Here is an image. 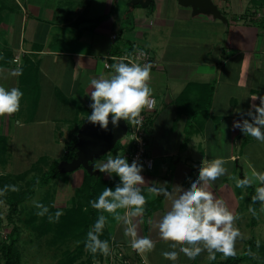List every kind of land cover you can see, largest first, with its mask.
Wrapping results in <instances>:
<instances>
[{"label":"crops","instance_id":"crops-1","mask_svg":"<svg viewBox=\"0 0 264 264\" xmlns=\"http://www.w3.org/2000/svg\"><path fill=\"white\" fill-rule=\"evenodd\" d=\"M211 1L214 6L153 0L131 7L129 0H0V72L6 77L0 83L24 93L20 110L0 117V137L7 138L9 151L13 136L47 124V142L61 157L87 116L90 79L113 71L105 65L111 56L145 48L159 61L149 81L156 108L148 144V154L159 161L151 169L143 163L145 207L158 197L149 190L153 184H187L201 158L224 157L227 173L210 189L238 215L243 238L236 248L242 253L251 239L264 245V210L260 203L250 209L248 187H235L231 177H251L252 166L264 169V153L261 166L246 159L260 141L232 127L239 119L233 110L247 109L252 95H264V17H255L264 0ZM17 65L22 75L7 76ZM164 207L165 200L147 226L144 219L138 224L139 235L151 236L155 245L168 242L149 223ZM123 228L117 222L114 237L128 242Z\"/></svg>","mask_w":264,"mask_h":264},{"label":"clouds","instance_id":"clouds-1","mask_svg":"<svg viewBox=\"0 0 264 264\" xmlns=\"http://www.w3.org/2000/svg\"><path fill=\"white\" fill-rule=\"evenodd\" d=\"M145 53L141 50L140 56ZM127 61V62H126ZM113 70L107 77L103 74L90 79L91 113L86 116L88 122L97 125L104 131L119 127L120 121L140 127L143 124L142 111L152 106V91L150 86L151 62H137L128 57H120L119 61L111 64ZM21 66L10 69L7 76L22 75ZM6 78L0 72V79ZM23 91L16 86L6 87L0 83V117L10 116L20 110ZM247 109L235 108L239 116L234 119L232 127L239 129L245 136L254 137L264 142V95L250 96ZM259 99L257 104L255 101ZM226 159L217 156L212 159L201 158L196 165L197 171L188 177L187 184L181 182L163 181L153 184L149 189L156 196L165 200V207L149 223L153 224L157 234L168 240L171 247L162 248L161 254L168 257L166 264H176L178 251L188 259H196L202 252L207 253V260L216 259L217 253L222 258L237 255L236 243L243 238V233L236 226L238 215L235 214L222 197H218L210 186L217 178L227 173ZM101 173H106L116 180L114 187L106 186L98 197L89 201L93 209L98 210L96 220L89 226L83 240L85 249L95 255L100 253L107 257L111 252L108 239L101 235L111 214L116 221L124 225L123 232L129 238L130 247L139 254L151 251L156 241L148 235L138 233V224L146 212L147 197L142 185L144 164L138 159L129 162L125 155H109L106 161L95 164ZM4 173H0L3 175ZM115 174V175H113ZM187 175V174H186ZM235 187L245 189L255 183V194L251 200L259 202L264 210V169L252 166V175L231 177ZM8 190L19 191L15 184H5L0 187V197ZM38 216L47 214L49 222H58L63 215L61 209L51 213L49 206L40 201H34ZM123 209V213L118 211ZM87 211V205L84 208ZM139 218V219H137ZM257 246L260 241L257 240Z\"/></svg>","mask_w":264,"mask_h":264},{"label":"rangeland","instance_id":"rangeland-1","mask_svg":"<svg viewBox=\"0 0 264 264\" xmlns=\"http://www.w3.org/2000/svg\"><path fill=\"white\" fill-rule=\"evenodd\" d=\"M47 127V124L30 125L29 128H26V132L24 131V136L20 133L16 134V137L13 136L14 139L11 140L13 148L11 143H9L10 155H6V158L3 159L6 162L0 165V173L22 172L28 169L33 162L43 155L57 158V153L53 151L55 148L50 146L49 142H47L49 139ZM37 128L39 129L38 131H36ZM39 131L40 134H37ZM20 132H23V130L21 129ZM117 143L118 145L125 144L126 139L122 137ZM259 143L260 142H256V144L251 146V150L246 154V159L250 162L257 163L255 164L256 167L262 165L260 160L264 157H262L264 150L261 149L264 148V144ZM113 154L112 151H109L106 156L98 158L96 164L106 161L107 157L109 155L114 156ZM118 154L122 155V149L118 151ZM153 160L155 164H158L159 159L154 158ZM83 173L84 168L80 167L74 171L66 172L63 178L59 177L53 179L44 186H37L34 196L31 199L25 200L20 205L19 211L14 218L20 228L17 251L21 256L22 264H60L61 260H67L68 253H78L77 248L82 242L81 237H58V234H60L58 232V227L59 225H63L62 221L59 220L58 222H54L53 228H50L47 232H42V228L34 227V217L38 216L36 214L38 210L35 207L34 201H40L43 204L46 201L47 203L45 205L55 208L56 210L61 209L64 212L66 208L72 205V198L81 186ZM106 176L108 177V175ZM22 183L24 186L25 181ZM3 186L4 185H0V187ZM6 195L7 194L0 197V240L6 237L8 231L12 228V224H10L8 219L9 205L6 202ZM53 213H55V211ZM171 246L175 245H171L168 242L157 244L151 251L145 252L144 256L146 260L152 264H166L169 258L163 256L160 250ZM206 257L207 255L204 256V254L201 253L196 259L190 260L183 253L178 251L176 264H214L213 261L217 263L221 260L216 256L215 260L208 261ZM255 257L258 259L257 263L264 264V259L260 258L258 251H255ZM83 259L86 260V257L83 256L76 260L75 264H79ZM3 262L4 259L0 253V264H3ZM240 264L254 263L243 261Z\"/></svg>","mask_w":264,"mask_h":264},{"label":"trees","instance_id":"trees-1","mask_svg":"<svg viewBox=\"0 0 264 264\" xmlns=\"http://www.w3.org/2000/svg\"><path fill=\"white\" fill-rule=\"evenodd\" d=\"M210 85V84H209ZM212 89V87H210ZM211 95L212 91H210L208 95V99L206 104L203 106L204 112L209 109L211 103ZM85 113L88 115L91 113V108L87 107L85 109ZM83 120L78 124V129L83 124ZM147 124L150 126L151 121L150 117L148 119ZM78 141L77 134L74 135L72 139L66 142V148L63 155L59 158H53L49 155H43L39 157L32 165L19 173H4L0 175V185L5 184H15L19 186V191H11L8 190L6 192V202L9 205L8 219L10 224H12V228L8 231L6 237L0 240V253L3 256L4 262L3 264H22V259L20 254L17 251V242L20 236V228L15 221L14 216L19 211L20 205L28 199H31L35 192L37 186H44L50 183L53 179H57L59 177H64L65 172H62L60 169V161L61 160H69L71 161L73 158L77 156V146L76 142ZM7 138L0 137V165L5 163L3 160L6 158V155H10L8 148L6 146ZM123 144H116V146L111 150L115 155L118 154V151L123 149ZM108 154V152L106 153ZM104 154L103 156H106ZM102 156V157H103ZM101 157V158H102ZM97 160V159H96ZM95 160V161H96ZM115 175V174H113ZM241 177H244L241 174ZM116 180H114L110 176H106V173H99L97 175L89 173L84 168L83 179L80 188L75 193L72 198V205L65 209L63 215L59 218L62 221L63 225H59L58 227V237H81L82 242L78 245L77 254L76 253H68L67 260H61L60 264H75L76 260L86 257V260L83 259L79 264H91L94 260L93 254L88 252L85 247L83 240L86 236L87 231L89 230V226L94 223L97 218L98 210L93 209L89 204V201L98 197L100 192L108 186L114 187ZM25 181V185L23 186L22 182ZM248 197H247V206L253 211H256L259 206V202H253L251 200V196L255 194V188L253 185L248 186ZM164 198L158 196L154 201L149 203L146 207V212L144 214V223L147 226L148 218L151 213L162 205ZM47 202L45 201L44 204ZM87 205V211L84 210ZM50 212L53 213L56 211L55 208L49 207ZM121 213H123V209H119ZM108 222L106 223L105 229L101 235V239H108L109 242L114 237L115 224L118 222L115 218L108 213ZM35 228H42V232H47L50 228H53L54 222H49L47 214L44 216L34 217L33 220ZM61 235V236H60ZM65 238V237H64ZM258 251L261 259H264V245L257 246L254 244L253 239L249 240L248 244L245 245V248L242 253H237L235 256L227 257L224 260H220L216 264H239L241 261H250L254 264L257 263L258 259L255 257L254 252ZM86 255V256H85ZM102 256V254L97 253L95 258Z\"/></svg>","mask_w":264,"mask_h":264},{"label":"built area","instance_id":"built-area-1","mask_svg":"<svg viewBox=\"0 0 264 264\" xmlns=\"http://www.w3.org/2000/svg\"><path fill=\"white\" fill-rule=\"evenodd\" d=\"M256 18L264 17V8L258 11H255ZM116 38V35H113ZM145 53L144 56H140V51ZM120 57H128L130 60L137 62H151L152 69L158 67V59L145 48H137L133 51L121 55L111 56L110 59L105 61L106 67L111 66L112 61H119ZM127 62V61H126ZM152 106L150 108L146 107L141 116L143 118V124L140 127L128 124V129L125 135L123 136L126 139V143L123 144L124 148L122 149V155H125L129 162L133 159H138L141 163H144L148 168H153L154 160L148 154V144L150 137V126L147 124L148 119L151 113L156 108V97L152 95ZM111 246L110 254L105 257L104 255L95 258L91 264H152L147 261L144 254H139L134 251L128 242H122L116 239L115 237L109 242Z\"/></svg>","mask_w":264,"mask_h":264},{"label":"water","instance_id":"water-1","mask_svg":"<svg viewBox=\"0 0 264 264\" xmlns=\"http://www.w3.org/2000/svg\"><path fill=\"white\" fill-rule=\"evenodd\" d=\"M153 0H129V5L135 7L141 4L144 7L149 6ZM184 4L193 3L195 5L214 6L211 0H180ZM128 129V123L124 120L120 121L119 127L113 128L109 123V130L104 131L97 125H93L85 118L81 125L76 142L77 156L71 161L61 160L60 169L62 172H71L80 167L85 168L89 173L97 175L99 170L94 167L96 159L101 158L104 154L111 151L122 138Z\"/></svg>","mask_w":264,"mask_h":264}]
</instances>
